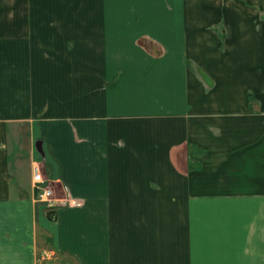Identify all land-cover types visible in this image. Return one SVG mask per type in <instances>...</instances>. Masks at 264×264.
Returning <instances> with one entry per match:
<instances>
[{"label":"crops","instance_id":"obj_1","mask_svg":"<svg viewBox=\"0 0 264 264\" xmlns=\"http://www.w3.org/2000/svg\"><path fill=\"white\" fill-rule=\"evenodd\" d=\"M0 264H264V0H0Z\"/></svg>","mask_w":264,"mask_h":264},{"label":"built area","instance_id":"obj_2","mask_svg":"<svg viewBox=\"0 0 264 264\" xmlns=\"http://www.w3.org/2000/svg\"><path fill=\"white\" fill-rule=\"evenodd\" d=\"M32 182L34 188L38 191L36 200L39 203L45 204L48 208L57 205L70 208H79L81 202L73 199L69 194L65 193L63 197L54 200V193L51 187L44 186L45 178L43 176L42 167L38 163L32 165Z\"/></svg>","mask_w":264,"mask_h":264},{"label":"water","instance_id":"obj_3","mask_svg":"<svg viewBox=\"0 0 264 264\" xmlns=\"http://www.w3.org/2000/svg\"><path fill=\"white\" fill-rule=\"evenodd\" d=\"M35 147H36V150L38 151V153H40L43 157V152H42V149H41V143H36L35 144ZM47 218L49 221H55L56 220V211L55 210H49L47 212Z\"/></svg>","mask_w":264,"mask_h":264},{"label":"rangeland","instance_id":"obj_4","mask_svg":"<svg viewBox=\"0 0 264 264\" xmlns=\"http://www.w3.org/2000/svg\"><path fill=\"white\" fill-rule=\"evenodd\" d=\"M40 159V158H39ZM42 172H43V170H42ZM43 176H44V173H43ZM45 178V177H44ZM48 187H50L49 185H48ZM51 189H52V191H53V193H54V189H53V187H51ZM53 197H54V200H56V196H55V193H54V195H53ZM43 206V209H47V207L45 206V205H42ZM44 217H45V219H48L47 217H46V214L44 215Z\"/></svg>","mask_w":264,"mask_h":264}]
</instances>
